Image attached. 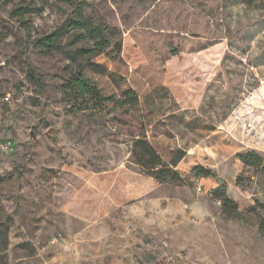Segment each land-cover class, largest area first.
Listing matches in <instances>:
<instances>
[{"label":"rangeland","instance_id":"rangeland-1","mask_svg":"<svg viewBox=\"0 0 264 264\" xmlns=\"http://www.w3.org/2000/svg\"><path fill=\"white\" fill-rule=\"evenodd\" d=\"M71 1L122 40L85 73L133 87L130 116L72 109V46L34 45ZM0 19V264H264V172L241 159L264 157V0H0ZM139 135L186 150L181 179L136 162Z\"/></svg>","mask_w":264,"mask_h":264},{"label":"trees","instance_id":"trees-1","mask_svg":"<svg viewBox=\"0 0 264 264\" xmlns=\"http://www.w3.org/2000/svg\"><path fill=\"white\" fill-rule=\"evenodd\" d=\"M71 5L73 9L64 22L56 30L35 37L34 45L43 50L63 49L72 46L66 52L77 63V69L71 73L64 84L65 96L76 102L72 109H76L77 103H79L78 109L84 106V109L90 110L92 113H103L113 106L119 108L123 115L130 116L140 104V95L133 87L127 86L124 97L106 94L99 82L85 73L86 66L93 63L95 57L103 54L106 50L116 51L117 47L121 46L122 40L116 41L113 46L112 35L108 31L109 26L104 25L101 21L96 22L93 16L86 14L83 2L71 1ZM31 9L30 5H26L18 11L26 13ZM0 21L6 20L0 19ZM71 32L73 37L63 43L60 36ZM78 43L80 44L76 46ZM118 79L122 80L123 78L119 76ZM205 127L212 131L216 125L210 123ZM132 152L136 162L159 182H174L182 178L176 165L187 153L184 148L174 149L172 152L174 156L166 161L163 154L155 148L146 135H139L133 140ZM241 159L246 165H255L264 172V157L256 151L244 153ZM222 203L226 212L236 206L228 196L223 197ZM236 211L239 214L238 210ZM7 239L8 229L4 227L0 229V249L6 247Z\"/></svg>","mask_w":264,"mask_h":264}]
</instances>
